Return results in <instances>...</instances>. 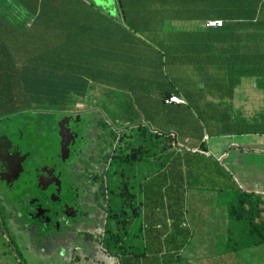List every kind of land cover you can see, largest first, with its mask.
Returning <instances> with one entry per match:
<instances>
[{
	"label": "rangeland",
	"instance_id": "obj_1",
	"mask_svg": "<svg viewBox=\"0 0 264 264\" xmlns=\"http://www.w3.org/2000/svg\"><path fill=\"white\" fill-rule=\"evenodd\" d=\"M86 1L96 7L108 8L115 1L123 27L134 35V28L124 23L120 0ZM35 3L36 0H0V21L13 27L10 32L0 29V40L8 50L18 51L20 45L16 38L20 32L31 33L35 29L32 23L35 16L31 12ZM114 35L118 37L120 33ZM38 45L32 36L25 43L28 51L37 49ZM89 46L92 48L87 47V53L85 49L78 51L80 56L89 54L98 62L99 69H102L100 64H105L114 72L130 76L120 85L112 79L109 82L111 90L101 86L91 89L84 104L75 109L91 115L85 119L79 133L69 132L67 119L68 136L65 135V139L68 141L63 147L69 149L68 145L72 143V150L67 159L53 165L58 177L56 187L51 194H37L34 198L26 196L23 202L24 210L32 213L28 215L32 225L28 226L18 214L11 216L8 204L3 203L0 196V264H116L99 240L107 227L120 233L122 223H128L132 214H136L139 183L145 175L153 173L155 164L154 158L145 161V145L153 146L150 139H145V128H138L139 124L163 132H167L166 128L172 129L179 147L189 151L199 144L204 131L223 132L233 128L264 131V119L259 122V115H264V110L256 113L255 120H250L252 117H245L242 111L229 107L220 92L209 90L203 78L199 81L198 76L185 74L187 70L182 71L184 66L177 69L182 74H175L164 60L103 59L99 44ZM96 46L100 51L97 54ZM172 90L178 91L185 99L187 105L184 109L175 111L160 104V95ZM127 104L133 105L138 113V119L133 123L126 122L122 116V106ZM251 110L253 106L247 105L244 111L249 114L253 113ZM104 120L110 125L109 129L103 130L99 126V121ZM111 128L119 131L118 138L110 135ZM158 147L152 149L158 152ZM132 154L139 159L131 163L125 161ZM219 175L227 186L229 179ZM101 182L118 184L109 195L116 201L109 219H106L104 184L101 186ZM194 194L203 195L200 203H194ZM178 196H182L183 226L189 234L187 243L176 255L179 264H264V244L236 251L227 245L230 232L239 234V231L228 214L219 211V204L227 202L223 191L193 185L186 187L184 184ZM163 197L166 206L167 199ZM32 198L31 205L28 199ZM165 209L160 214L166 212Z\"/></svg>",
	"mask_w": 264,
	"mask_h": 264
},
{
	"label": "trees",
	"instance_id": "obj_2",
	"mask_svg": "<svg viewBox=\"0 0 264 264\" xmlns=\"http://www.w3.org/2000/svg\"><path fill=\"white\" fill-rule=\"evenodd\" d=\"M31 12L35 16L32 20L35 29L31 33L20 32L16 38L18 51L8 50L0 40V119L6 124L14 121L11 124L16 126L22 118L35 114L47 117L70 113L84 104L95 86L111 90L112 79L120 85L130 76L103 73L93 56H80V51L85 49L87 53L86 48H92L89 45L94 44L93 34L99 33L106 18L91 3L36 0ZM0 29L10 32L13 27L0 21ZM29 36L41 47L28 51L25 43ZM169 95L164 93L163 97ZM121 110L126 122L138 119L133 105L122 106ZM99 126L103 130L110 127L106 120L99 121ZM138 128H145V139H150L153 147L160 146L159 143L161 146L156 152L145 145V161L154 158L155 164L153 173L145 175L139 183L136 214H132L128 223H122L120 233L107 227L99 240L116 264H179L176 255L189 236L183 226L182 196H178L184 184L225 193L229 218L239 231L229 234L227 245L232 251L264 244V218L260 216L264 213V197L240 190L204 142L189 151L179 147L173 132L147 128L145 124H139ZM109 133L113 138L119 136L114 128ZM138 159L132 154L125 161ZM219 174L229 179L227 186ZM117 185L102 186L106 219L112 215L111 207L116 206L115 198L109 195ZM163 196L167 199L166 206ZM164 208L166 212L160 214Z\"/></svg>",
	"mask_w": 264,
	"mask_h": 264
},
{
	"label": "crops",
	"instance_id": "obj_3",
	"mask_svg": "<svg viewBox=\"0 0 264 264\" xmlns=\"http://www.w3.org/2000/svg\"><path fill=\"white\" fill-rule=\"evenodd\" d=\"M123 1L124 4L119 1L123 20L126 26L134 28V35L123 27L115 1L109 8L93 5L101 15H108L98 30L102 35L95 33L93 39L102 49L100 52L96 46V54L99 51L103 59L111 60H164L175 74L187 70L185 74L198 76L199 81L203 78L209 90L220 92L229 107L252 117L250 120L264 110V0ZM208 20H221L222 26L209 27ZM115 32L120 35L115 37ZM183 66L184 70L177 71ZM99 67L104 69L103 73H117L105 64ZM169 94L182 99L184 104H165L163 100L169 96L160 95L164 108H185L187 103L178 91ZM247 105L253 106V113H245ZM259 116L262 123L264 115ZM145 121L149 119L145 117ZM165 131L174 132L167 128ZM200 142L206 144L208 152L231 174L240 190L264 197V131H204ZM202 197L194 194V203H200ZM219 207V211L228 214L227 202H221ZM260 216L264 218V213Z\"/></svg>",
	"mask_w": 264,
	"mask_h": 264
},
{
	"label": "flooded vegetation",
	"instance_id": "obj_4",
	"mask_svg": "<svg viewBox=\"0 0 264 264\" xmlns=\"http://www.w3.org/2000/svg\"><path fill=\"white\" fill-rule=\"evenodd\" d=\"M89 116L90 113L77 111L47 117L35 114L22 118L16 126H12L14 121L6 124L0 119V196L3 203L8 204L11 216L18 214L28 226L32 225L28 218L32 213L24 210V199L52 193L58 182L53 165L67 159L72 150V143L69 149L63 147L68 141L65 139V135L68 136L66 121L70 123V133H79ZM11 161L14 166L9 163ZM33 198L28 199L29 203Z\"/></svg>",
	"mask_w": 264,
	"mask_h": 264
},
{
	"label": "built area",
	"instance_id": "obj_5",
	"mask_svg": "<svg viewBox=\"0 0 264 264\" xmlns=\"http://www.w3.org/2000/svg\"><path fill=\"white\" fill-rule=\"evenodd\" d=\"M207 26L209 27H221L222 26V21L221 20H208L207 21ZM165 104H171V103H175V104H184V101L180 98H178L177 96H169L167 99L164 100Z\"/></svg>",
	"mask_w": 264,
	"mask_h": 264
},
{
	"label": "water",
	"instance_id": "obj_6",
	"mask_svg": "<svg viewBox=\"0 0 264 264\" xmlns=\"http://www.w3.org/2000/svg\"><path fill=\"white\" fill-rule=\"evenodd\" d=\"M9 163H10L12 166H14V165H13V163H12V161H11V162H9Z\"/></svg>",
	"mask_w": 264,
	"mask_h": 264
}]
</instances>
